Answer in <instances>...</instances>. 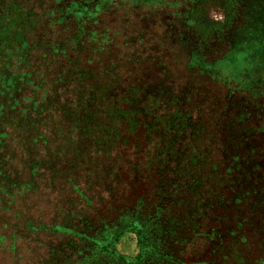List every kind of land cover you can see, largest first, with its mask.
Masks as SVG:
<instances>
[{"label":"rangeland","instance_id":"rangeland-1","mask_svg":"<svg viewBox=\"0 0 264 264\" xmlns=\"http://www.w3.org/2000/svg\"><path fill=\"white\" fill-rule=\"evenodd\" d=\"M110 1L83 56L64 59L88 74L56 91L73 112L53 113L61 130L49 126L42 155L74 175L93 211L108 200L106 215L141 212L173 258L142 264H264V0ZM71 197L62 211L91 214ZM7 200L0 264H54L50 250L69 239L39 229L32 198ZM137 242L128 232L117 249L136 257Z\"/></svg>","mask_w":264,"mask_h":264},{"label":"trees","instance_id":"trees-1","mask_svg":"<svg viewBox=\"0 0 264 264\" xmlns=\"http://www.w3.org/2000/svg\"><path fill=\"white\" fill-rule=\"evenodd\" d=\"M110 5V0H0V194L9 199L7 208L20 202L24 206L22 202L32 198L28 211L34 213L32 220L39 229L69 239L50 250L54 264H142L150 253L156 262L173 260L151 241L152 232L143 225L141 212L126 209L117 217L106 215L108 200L100 201L101 211H93V199L78 188L74 175L66 167L49 165L41 153L49 141V126L61 130L53 113L73 112L68 109L71 102L62 105V96L56 91L64 88L72 75L74 79L88 74L80 66H74L73 73L63 69L64 59L83 56L87 27L99 23L96 14ZM59 34H65L63 39L54 38ZM77 103L76 109L81 110L80 94ZM60 148H55L54 154H61ZM66 182L73 188L69 199ZM73 193L90 206L91 214H82L79 206L68 212L60 209V205L71 204ZM46 206L52 213H45ZM97 212L99 216L93 214ZM128 232L135 233L138 240L139 253L133 258L117 249Z\"/></svg>","mask_w":264,"mask_h":264}]
</instances>
